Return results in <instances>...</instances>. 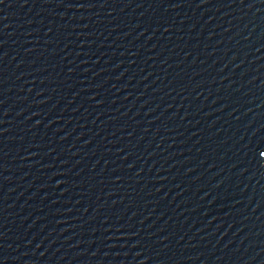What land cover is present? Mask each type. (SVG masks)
I'll list each match as a JSON object with an SVG mask.
<instances>
[{"label": "water", "instance_id": "95a60500", "mask_svg": "<svg viewBox=\"0 0 264 264\" xmlns=\"http://www.w3.org/2000/svg\"><path fill=\"white\" fill-rule=\"evenodd\" d=\"M264 0L0 3V264H264Z\"/></svg>", "mask_w": 264, "mask_h": 264}, {"label": "snow or ice", "instance_id": "6c2138e0", "mask_svg": "<svg viewBox=\"0 0 264 264\" xmlns=\"http://www.w3.org/2000/svg\"><path fill=\"white\" fill-rule=\"evenodd\" d=\"M3 0H0V3H2ZM256 151L259 153L260 157H264V143H261L257 146Z\"/></svg>", "mask_w": 264, "mask_h": 264}]
</instances>
